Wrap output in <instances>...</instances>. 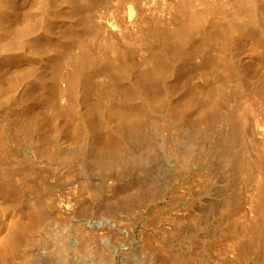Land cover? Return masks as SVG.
Masks as SVG:
<instances>
[{"label": "rangeland", "instance_id": "374dc122", "mask_svg": "<svg viewBox=\"0 0 264 264\" xmlns=\"http://www.w3.org/2000/svg\"><path fill=\"white\" fill-rule=\"evenodd\" d=\"M40 1L41 0H38V2ZM50 1L51 2H49V0L47 1L48 6L50 7L48 8V10L47 3H45L44 0H42V2L44 3H37L36 0H0V5L2 4V29L6 26L8 28L6 30L7 33L6 31L4 33L2 32V38H0V45L2 47V53L0 51V77H2V83H0V87H2L3 90L6 88L12 96L11 100H9L7 104L0 105V147H2L0 156L3 155L0 159H5V156L8 157V159L10 157L9 162L7 161L8 159L2 160L3 163L0 167H2V171L4 172L3 165L6 164L7 167L11 168L12 166L14 167L15 161H18L17 163L20 164L19 167L21 168V170L22 168L23 170H31L28 168H32L33 166L32 169H36V176L39 177L37 178L42 179L40 181L45 184V187L48 188L46 192H41L39 193L40 195H38L34 190L26 187L25 185H22L24 183L19 182L17 179L20 180L23 177L22 172H26L27 170H22L21 174L19 173L20 175H18L17 172L21 171L19 167H17L19 171L16 170V167V169L13 168L16 170L15 172L17 173V175L19 177L21 176V178H19L17 175H14L17 177L15 179V184L17 185V182L19 183L16 188L20 191L23 187H25L23 188V190H26V193H24L23 190L20 191L22 193L18 192L17 190V194L20 195V198L18 195L16 199V196H8L5 191L1 189L3 188L1 186L0 224L3 220L4 223L3 225H0V249L2 250L3 248L1 252H4L3 255L5 254L6 258L1 255L2 253H0V255L2 256V258L0 256V264H264V167H262L264 166V164H262L264 163V157H262L264 156V140H261V142L258 137L257 140L255 138V136L257 135V131H254L256 134L252 132V130L257 128H253L255 126L254 123H256L254 121L255 118H257L255 119L256 121H259L260 123L262 122V124L260 125L264 127V86H262L264 83V38L262 37L264 36V25L261 22H264V0H255V2L254 0H249L254 3L253 6L255 10L252 9V11V3L248 0H244L243 4H241L242 6L239 7H236V4H238L236 0H82L80 4H78L79 0H77V2L75 3L78 4V6L76 4L75 6H73L74 0H69L73 5H71L70 3L67 4L66 2H69L67 0ZM234 2L236 3L235 5ZM257 2L258 4H255ZM245 5L248 7L245 8ZM250 5L252 6L251 8ZM76 6L78 7V9L75 8ZM243 6L245 10H248L249 8L248 14L253 13L254 11V14H250L253 15L252 18H249H251L252 21L262 23L263 26L256 25L255 27L253 24L255 22L252 23V21H250L251 19L248 18L249 15H247L246 21L245 13L247 12H244L245 10L243 9L241 10ZM37 7H39V9H37ZM235 8L238 9L236 10ZM42 9L47 12H44ZM192 13L196 16L202 17V28L200 27V29H198L199 31L196 30L191 33L188 41V44L190 43L189 45L185 43L187 45L186 46L183 43V47L182 44L180 49H185L186 52L185 50H183V53L180 52L179 54V51H176V54L182 57H177V59L180 58L182 60L178 59L177 61V55L172 52L173 50L175 52V49H172V51L169 50L168 54L166 53L167 57L170 56L168 57V59H170L171 62L169 60L168 61L169 63H171V66H173L174 69L170 65L166 64L165 69L162 72L163 74L161 73L162 77L159 78V75H155L156 77L154 76L155 78L154 80H152L154 82L151 83L155 84V80L158 77L157 80L159 81H156L159 82V84L157 83L156 86L152 84L151 91L152 93L155 92L159 94V96H162V98H157L159 96H157V94L155 95L154 93L153 95L156 96L155 99H153V95V98L148 97V99L141 89L139 90V92L136 91V88L140 87L139 83L142 82L141 80L145 76H148V73L150 74V72L148 71V69L150 68L147 69L148 73L145 70L149 65L147 61H149L154 54L158 55L160 47L161 49L165 48V42H163V40L161 42V39H163V37L165 36L164 34L176 30L182 22H185V20L187 22L188 16H192ZM235 13L238 15H236ZM240 13L241 15L239 16ZM32 14L34 17L32 16ZM242 14L245 16H242ZM28 15H31L30 18L26 17ZM129 15L133 16L129 17ZM204 15H206L207 17H205ZM185 16L187 18H185ZM25 18L26 20L28 18L31 21L33 20V24L28 23L29 21H26ZM24 20L28 25H25L26 23ZM82 21L85 22L82 23ZM257 22L255 24H257ZM84 24L87 25L85 26ZM20 25L28 27V31L25 32V36H27L29 33L30 34L25 37L26 39L23 37V41L17 43V41L15 40L16 38L13 39L14 37L12 30L15 29L16 26H18L17 28H20ZM83 25L87 27V31ZM219 25H223V28H221L222 26L220 27ZM242 25L244 26V28ZM22 26L21 28H23ZM29 27L31 28L29 29ZM113 27L115 28L111 29ZM231 27L234 29H231ZM226 28H228L229 31ZM69 31L71 32V34ZM200 31L202 33H200ZM225 31L227 33H225ZM26 33L28 34L26 35ZM84 33L86 36L84 35ZM198 33L200 34V36L198 35ZM212 33L214 34L212 35ZM107 34H109L112 38ZM153 34L155 37L153 36ZM192 34L194 37H192ZM215 34L220 35L219 38H216L218 37V35L215 36ZM74 35L79 39H82L81 36L84 37L82 41H80L81 39L79 40L81 44L78 43L79 41L77 42V44L74 42L78 40L76 37H74ZM120 35H122V37ZM93 36L95 37V39L93 38ZM140 36L141 38L144 37L146 39H141ZM205 36L206 38H208H204ZM211 36H213V38L215 37V42H210L211 40H213ZM9 37L12 38L13 41L12 39H10V42V40L8 39ZM89 37L91 39H89ZM71 38H75V40L68 42V40H72ZM210 38L212 39L210 40ZM6 39L11 44H13L11 45L12 47L10 46V44L5 46V44L7 43ZM217 39H221L222 41H217ZM94 40L98 41L95 42ZM137 40L139 42H137ZM229 40L232 43L229 42ZM117 41H119L120 43ZM200 41L204 42H201L203 43V45H211V48H199L198 46L203 47V45L201 46L199 44ZM66 42H74L75 44L68 45V43ZM82 42L84 43L83 46L88 45L86 46V48L82 47L84 49L83 51H81ZM108 42L111 45L108 44ZM121 42L124 43L125 46L124 44H121ZM148 42L150 45H153L150 46ZM219 42L221 45L219 44ZM118 43L121 45H118ZM161 43L163 47L161 46ZM107 44L110 46H108ZM112 44H114L116 47ZM57 45L60 46V48L57 49ZM104 45L106 47H104ZM215 45H218L216 47V50H214ZM77 46H79V48ZM64 47L67 49L69 47V49H63ZM126 47L128 49H126ZM71 48H73L75 53ZM106 48H110V51L108 49L106 51ZM115 48L116 51H114ZM130 48L133 49L130 50ZM152 48L154 50H152ZM60 49L64 50L65 52ZM49 50L53 51V53L56 52V57V53L52 55ZM202 50L206 55L201 54L203 53ZM87 51L89 52V54ZM111 52L113 54L115 52L116 55H111ZM140 52L142 55H139ZM162 52L163 49L160 52L161 54H159L164 55L165 50L164 53ZM169 52H172V54L169 55ZM46 53L50 54L47 55ZM72 53L74 55H77L78 53L79 54L78 56H76V58L75 56H73L72 58L70 57ZM150 53L152 55H150ZM218 53L221 55H219ZM60 54L62 55V58ZM119 55L123 57L121 58L124 61L121 60ZM218 55L222 60L218 57ZM54 57L55 61H51L50 59H53ZM78 57L79 59H77ZM115 57L116 59L119 58V61L118 59L114 60ZM80 58H83L82 61L85 59L90 62H88L87 65V61L84 60L83 63L85 62V65L82 63L83 65H81L80 67L79 62H82ZM76 60L78 63L76 62ZM142 60L147 61L145 62ZM56 61L58 64H56ZM71 61L74 62L72 63ZM114 61H116L117 63L119 62V64L121 65H117V63ZM209 61L212 62V65L209 63ZM216 61L220 63H217ZM206 65L207 67H205ZM68 66H71L72 68H67ZM74 66H76V68ZM83 66L86 69L83 68ZM107 66L110 68V70L112 68H115V70L113 69L114 72L113 70L109 71V68ZM117 66H120L119 68L123 67L126 71L123 70V68L121 69L122 71H124V73H122L121 69L117 71ZM73 67L76 69V71ZM77 67L81 72L77 71L79 70ZM81 68H83V71ZM71 69L75 72L71 73ZM102 69L104 72L102 71ZM84 70L86 71L84 72ZM167 70H169V72ZM64 71L67 73V75L63 73ZM227 71H231V73H228ZM82 72H84L85 77H82ZM105 72H107L108 74L105 75ZM74 73H77L78 76L82 74L79 77L82 81H78L79 78L75 76ZM225 73H228L227 75H229L228 78L230 80L225 77ZM230 74H232L235 79ZM63 75L65 76L64 78L62 77ZM69 75H71L70 77H72L74 81L77 78L76 80L78 82L76 83V81L74 82L72 80V82L74 83L71 84ZM16 76L20 77L19 83H14L16 84V86L11 88L10 79L15 78ZM67 76L69 77L67 78L69 79V83L66 79ZM140 77L141 80L139 79ZM243 79L246 82H241V80ZM225 81L228 85L225 83ZM222 82L225 83V85H221ZM229 83H232L230 84L232 87L229 85ZM234 83H238L239 85H234ZM257 83L260 84V88H258ZM76 84L79 85L77 86ZM215 84H217V87L219 86L218 89H216L217 87L213 88ZM253 84H256L255 86L257 87L253 86ZM244 85H246L247 87L245 86L244 88ZM72 86L76 90H74V88L72 90ZM114 86L117 89H114ZM239 86L241 88L240 90ZM119 87L121 90H125L121 91ZM208 88L215 90H209ZM255 88H257L258 90L256 91ZM201 89L203 90V94L208 89L212 96L220 94L219 97H228V99H221L216 96L217 98L215 97L214 99L216 100V102L221 104V107L223 109H221V107L219 109L220 111H222L215 113L213 112L215 116L210 113V116L208 115L205 118L207 120L201 118V120L203 119L202 121H200L199 116L200 112L202 111L201 108L202 106H209L211 102L202 99L200 103H193L190 100L194 97L193 94L196 96L198 91L200 92ZM118 90L120 91L119 93ZM126 90L127 94H129V92L132 93L133 96L131 95V97H134L135 95L133 99L129 98V100L133 105L138 107L136 108L139 111L138 115L140 117V120L144 119L141 121V124L143 125L144 121L146 120V123L143 125V127L142 125L140 126V128L144 129L145 132H142L141 129H138L137 131V133L139 132V130L142 132H140L141 136H137L140 134L136 133L131 137V134H129L130 131H125L123 135H121V131L123 130L115 127L114 124L116 123L112 121V118H109L110 115L107 112L111 109V107L113 108L114 104H116L112 102L109 103V101L107 102V99H111V101L113 102H121L122 100L124 101L123 103L121 102V104L118 102V104H116L117 106L115 105L116 107L126 104V99L125 97H123L126 96ZM250 90L252 91V93H250ZM115 91L118 93V95ZM208 91L205 93H208ZM99 92L102 93L99 94ZM3 93L4 92H2V94ZM113 93L114 95H112ZM121 93H123V96L121 95L120 97ZM136 93L139 95L143 94L144 97L142 96L143 98H141V96L139 97V95L136 96ZM224 93L229 94H226L227 97L225 95H221ZM235 93L238 96L235 95ZM201 94L198 95L201 96ZM30 97H35L37 99L39 98L38 100L40 101L42 100L41 105L36 108L33 105H27L26 102L30 99ZM136 98H141L142 102H144V105L146 98L148 100L153 99L151 100L153 102L152 105L146 104L147 106H144L143 103L136 102L137 100H139ZM43 100L45 102H43ZM104 100L109 105L106 104ZM103 101L104 104H101V102ZM135 102L140 105L142 104L144 107H147V109L150 108L151 110L148 109L149 113H145L144 111H147V109L142 111L144 107L141 105L143 108L140 109L141 106L136 105ZM154 102L155 104L153 105ZM166 102L168 103L169 107L166 105ZM97 103H99L100 105ZM111 103L113 105H111ZM164 103L167 107H163ZM219 104L218 106H220ZM225 104L227 107H225ZM91 106L93 107L91 108ZM96 106L99 108L98 112L100 111L101 114L100 112L99 114H97V110H94V108H97ZM105 106L106 110L103 108ZM182 106L184 107V109L189 107L187 108V111L184 110L185 113L183 110V113L180 110L183 109ZM195 106L197 107V109H199L200 106V112L199 110L195 109ZM191 108L193 109V111ZM56 109L66 112H68L67 110L70 109L74 114L71 115L72 112L69 110L71 112L70 116L68 113L67 115L66 113L65 115H63V111H60L62 114L58 113L60 114V116H58V114H56L58 110ZM174 109H176L177 111H175ZM178 109L182 113V116L181 114L179 115V120L178 118L176 119V117H179L177 115ZM140 110L144 113L140 112ZM191 112H193V114ZM92 113H94V116ZM140 113H142L143 116L140 115ZM216 113L220 115H216ZM242 114H244L245 117ZM36 115L41 116V118L39 117V121H42L41 127H44V129L42 128V130L40 131H43V137H45L46 139L44 143L46 145H50V147L48 145L47 147L50 148L54 155L58 154L59 157L62 156L61 158H64L66 155L65 159L67 157L70 159L69 156L71 155L72 157L73 155V159L66 163L60 162L61 164L59 165V162L55 160L47 158H37L36 152L41 146L37 144L38 147L40 146L38 148L36 147L37 145L35 146L34 142L30 143L29 141L24 140V138L22 140L21 138H17V136L20 137V133H18L19 131H17V133H14L17 135L15 136L17 139L16 141L20 143L18 144L17 142H15V144L14 142H12V137L15 134L13 133L11 135V131H9L10 124L12 123L11 119L14 120L16 116H25L30 122V117L34 118L36 117ZM211 115H213L214 117ZM240 115H242L241 117H243L242 120H240L241 117L238 118V116ZM183 116H186V119ZM217 116L221 119L218 118L217 120ZM226 116H229V118H227ZM212 117L215 119H213ZM223 117L224 119H222ZM231 118H233V120ZM259 118H261L262 120H260ZM173 119L177 120L178 123H176ZM228 119L230 122L228 121ZM234 119H238L241 122L237 121L239 123L237 124V122H234ZM182 120L184 122L180 123L179 121ZM93 121L95 122L94 125L99 126L100 128H97L98 130L96 128H91V130L96 129V131L93 130V133H90V136L85 134L84 136L83 134H80V137L82 135L81 138H79V136L75 139L73 138V136L70 137V132L73 128L77 127L81 131V124H86V122H92L93 124ZM226 121L229 122L231 127V122L233 123V125L237 124L240 127L243 123V125L246 126V129L243 127L237 128L238 126L236 125V129L239 130L233 129L232 127L231 131L229 124H225ZM244 122L246 124H244ZM223 124H225L229 129H224L225 125ZM78 126H80L81 128ZM113 126L115 127V129ZM12 129H14V127ZM105 129L107 130V132L109 131L111 137L109 136V134H107ZM103 130L105 131L103 132ZM241 130H243L244 132L248 131L246 135H248L249 140H251L252 142H245L248 140L245 135V138H243L244 142L241 141L243 137V131ZM250 130L254 136L251 135V132H249ZM114 131L116 133L120 132L117 133L119 135L117 136ZM239 131H241L242 136L241 134H239ZM225 132L227 133V135H225ZM104 133L109 137H107ZM99 134H101V136ZM222 136L224 137L222 138ZM225 136L227 137V140H229L228 137L232 138L233 136H239V138H230L231 140L229 141H231L232 143L228 141V145L226 144L227 140ZM103 137L110 138L109 141L113 139L110 142L115 146H111L112 148L117 147L114 150V153L116 152V156L122 155L123 159L119 160L121 156L120 158H118L113 155L114 153H112L110 154L112 156L110 158L112 160V163L110 162V159L107 160V162L109 161V163L105 162L106 165H104V162L100 163V161L97 160L96 155L99 152L100 146L104 142L103 139L101 140V143L99 138L102 139ZM127 137L133 139L135 137L136 139L133 141L132 139L129 140V138ZM125 138L126 141L129 140L131 142L124 141ZM235 139H241V144L245 143L246 146L249 145V156L253 154L252 158L254 156L255 160L256 155L257 159L260 157L263 158H260L261 160L258 159L260 162L263 161L261 163V170L259 167L260 163L257 160V163L255 160L252 162L253 165H251V169H249V172L248 169H246V172L243 170V168L245 169L246 167H242V164L240 162L242 161V159H240V156L243 154H239V152L240 150L244 148L246 149L247 147L242 146L240 148L239 146L241 144H239V141L235 142ZM223 140L225 141V146L222 144L224 142ZM25 141L26 143H24ZM150 141L152 142L149 143ZM3 142H5V144ZM219 142H222V145ZM234 143H238V146ZM44 145L42 143V146ZM118 145L120 146L118 147ZM170 145H173V151H171L172 147ZM218 145L220 147L222 146L223 149L226 147V149H224L225 154L229 151L231 155H233L232 157L228 153L229 156L232 157H230V159L228 158V161L233 168L240 160L237 165L238 169H236L237 167H235V169L229 167L230 165H228L229 162L227 161L226 157L228 155L226 154L225 156V154L223 153L224 150H222V153L224 154L222 155L221 148ZM228 146L231 149L228 150ZM234 148L236 151L238 150L239 157H237L239 160H237V157H235V155L238 154L236 153ZM254 148L255 150L253 151ZM232 149L234 150V153L231 152ZM245 149L240 153H245ZM112 150L111 152H113ZM118 151L120 154L117 153ZM246 153L248 152L246 151ZM125 155L128 156L131 160ZM247 155L242 156V162L244 166H246V161L251 162L254 159H251L250 157L249 160L251 159V161H249L247 159L249 156ZM13 156L17 160L14 159ZM244 156H247V158H245ZM140 158L142 160H140ZM178 160H180V162L183 161L181 163L184 164L181 166L180 162V164H178ZM231 161H233L232 163H237L234 165L231 163ZM96 162L98 163V165ZM254 162L255 164H258V166H256ZM247 164L249 165V163ZM178 165H180L179 167L183 168L179 169ZM227 165L229 168L227 167ZM254 165L257 167L256 170H254ZM71 166L72 168H70ZM73 166H76L75 168L77 170ZM118 166H121L120 169L117 168ZM241 168L243 170L242 172L239 171V169ZM247 168H249V166ZM228 169L229 171H235L234 174L233 171H231L232 173H228V175L233 174L231 175V177L229 175L230 178L226 174V172H228ZM81 170L86 172L85 175ZM251 170H254L253 172L255 174L258 170V174H256V177L255 174L250 176V172H252ZM37 171L40 172V174ZM236 172H238L239 178L236 177ZM67 174L70 177L68 180H66L67 178H65ZM246 174H248L249 176H246ZM32 175L33 174H30L29 177ZM243 175L246 177H244ZM34 176L35 174L32 177ZM36 176L34 177V179L36 178ZM32 177L30 178L33 180ZM44 177L48 179H45ZM87 177L88 180L90 179L89 181L87 180ZM233 178H237V182L235 180H231ZM244 178H247V182L249 179L251 183H249V181V185H245L244 183L246 182V180ZM252 178L253 180H251ZM62 180L64 182H62ZM259 181H262L261 185ZM231 182H234L233 184L237 185H231ZM257 182L259 183L256 184ZM85 184L92 189H84L86 188ZM19 185L21 189H19ZM49 188L53 189L52 192H49ZM87 190H89L90 192ZM32 191L33 194H31ZM2 192L3 194H1ZM27 192L29 194L27 195L28 197L25 195L27 194ZM55 194L60 195V197L59 195H57L59 199L55 196ZM52 195L53 197H56L59 201H61L59 202L57 200L61 204V206H66L69 208L68 215H71L67 217V221L55 224L50 223V221H45L43 226H41L39 231L35 234L31 233L26 235V226H24L23 228L19 227L18 231L20 232H18V234L21 233V239L20 236L19 239L21 240L20 243L22 242L23 244L21 243V246L19 243V246H21H18L20 248L19 249L18 247H16L18 243L17 245L15 243V245L13 244V248L11 246L9 238L17 232L16 227L19 225V223L16 221L20 216L19 211L23 212L25 215V224L32 223L33 210L35 209L33 207V204L40 206L43 202L50 203V201H52L51 198L53 199V197H51ZM1 196H5V198ZM47 197H50V201ZM232 198L234 201L232 200ZM232 202L236 203H234L235 207H233V209V204H231ZM131 208L133 209V211H131ZM228 209L231 212H229ZM229 213L232 214L230 215ZM228 215L233 221H231L230 218L229 220L225 218ZM224 219L225 223L228 220V225L227 223L225 225L223 224ZM231 222H234L235 225H232L235 227L231 228ZM253 224L254 229L251 226ZM256 225L260 231L257 230V227H255ZM227 226L229 227L228 229H226ZM12 227L13 229L15 228V231L12 230ZM248 227L250 228V230ZM21 228L23 229L22 232L20 230ZM223 228L226 230H223ZM255 229L259 232L255 231ZM231 230H235L236 232L231 234ZM247 230L250 231V234L253 232V234L251 235H254L255 233L254 236L250 237L251 240H249L248 236H250V234ZM80 232L85 237L82 243L83 246H81V249L85 250L83 251L85 252V254L81 250L79 254L74 252L75 245L73 244V240L76 233ZM226 233L229 235H227ZM23 234H25L26 236H24ZM235 234L237 235L234 238ZM230 235H233V237H231ZM5 236H8L6 237V239L8 238L7 241L5 239ZM245 240L249 243L247 242L245 243L246 245L243 246L244 242H246ZM239 241L241 243L243 242V244H241ZM6 242L9 243V246H7L6 250H8V248L10 247V249L6 251L8 253H6L4 250L7 245ZM240 244L243 248L239 247L241 246ZM15 247L17 248V250L15 249ZM210 249L211 252L209 251ZM13 250L16 251L13 252ZM7 254H13V257H10L9 255V257H7ZM80 254H83V257ZM2 259H7V261L5 260L4 263H2Z\"/></svg>", "mask_w": 264, "mask_h": 264}, {"label": "bare ground", "instance_id": "6f19581e", "mask_svg": "<svg viewBox=\"0 0 264 264\" xmlns=\"http://www.w3.org/2000/svg\"><path fill=\"white\" fill-rule=\"evenodd\" d=\"M47 1H48V0H44L45 3H47ZM67 1H69V0H67ZM71 1H72V0H71ZM89 1H90V0H89ZM91 1H93V0H91ZM234 1H235V0H234ZM243 1H244V0H236V2H237L238 4H239V3H240V4L238 5V4H236V3L234 2V5L236 4V5H237L236 7L242 6L241 4H243ZM248 1H249V0H248ZM256 1H257V0H256ZM36 2H37V3H40V2H42V0H41L40 2H38V0H36ZM44 2H42V3H44ZM49 2H51V1L49 0ZM75 2H77V0H76V1L74 0V5H73L72 2H70V1H69V2H66V3H67V4L70 3L71 5L75 6V4H76ZM81 2H82V0H81V1L79 0V1H78V4H80ZM249 2H251V1H249ZM254 2H255V0H254ZM93 3H94V2H93ZM251 3H252V4H251ZM251 3H250V4L253 6L254 3H253V2H251ZM78 4H76V5L78 6ZM255 4H258V2L255 3ZM41 5H42V4H41ZM41 5H40V6H41ZM251 5H250V8L252 7ZM37 6H38V5H37ZM43 6H44V4H43ZM47 6H48V3H47ZM47 6H46V7H47ZM77 6H76L75 8L78 9ZM248 6H249V3H248ZM248 6L245 5V8L248 7ZM255 6H257V5H255ZM42 8H43V7H42ZM48 8H50V7L48 6L47 9H48ZM79 8H80V7H79ZM245 8H244V6H243V8H241V10H242V9L245 10ZM11 9H12V8H11ZM37 9H39V7H37ZM40 9H41V8H40ZM128 9H129V8H128ZM235 9H236V8H235ZM237 9H238V8H237ZM237 9H236V10H237ZM252 9L255 10V9H254V6L251 8V11H252ZM42 10H43V9H42ZM44 10H45V8H44ZM44 10H43V11H44ZM48 10H49V9H48ZM132 10H133V8H132ZM13 11H14V9H13ZM127 11H128V10H127ZM248 11H249V8H248V10L246 9V10L244 11V12H247V13H245L246 16L242 14V16H245V17H246V21H247V15H249L248 18H249V17L252 18L253 15H250V14H254V13H255L254 11H253V13H250V12H251V11H250V12H249L250 14H248ZM44 12H47V11H44ZM238 12H239V11H238ZM244 12H243V13H244ZM259 12H260V11H259ZM259 12H258V14H259ZM13 13H14V12H13ZM132 13H133V12H132ZM192 14H193V13H192ZM208 14H209V13H208ZM235 14H236V13H235ZM261 14H262V13H261ZM206 15H207V14H206ZM206 15H204V16L207 17ZM236 15H238V14H236ZM240 15H241V13L239 14V16H240ZM30 16H31V15H30ZM30 16L28 15V16H26V17H29V18H30ZM32 16H33V14H32ZM130 16H133V15H129V17H130ZM256 16H257V15H256ZM33 17H34V16H33ZM245 17H244V18H245ZM29 18H28L27 20H26V18H25V20H26V21H29L28 23L33 24V23H32L33 20L31 21ZM31 18H32V17H31ZM185 18H187V17L185 16ZM251 18H249V19H251ZM257 19H258V18H257ZM25 20H24V21H25ZM89 20H91V19H89ZM132 20H133V19H132ZM242 20H243V18H242ZM253 20H254V19H253ZM259 20H260V19H259ZM26 21H25V23H26L25 25H28ZM85 21H86V20H85ZM85 21H82V23H84ZM250 21H252V19H251ZM260 21H261V20H260ZM34 22H35V21H34ZM91 22H92V21H91ZM179 22H180V21H179ZM179 22H178V24H179ZM253 22L256 23L257 21H252V23H253ZM261 22H262L263 25H264V22H263V21H261ZM23 23H24V22H23ZM235 23H236V22H235ZM248 23H249V20H248ZM255 23H253L255 27H256V25H262V23H260V22H259V23L257 22V24H255ZM108 24H109V23H108ZM202 24H203L202 17H201V16H196V15L193 14V15L190 16V17L188 16L187 22H186V20H185V22H182L181 25H179V27H178L176 30H173L172 32H168V33L164 34V35H165V36L163 35L164 37L162 36L163 39H161V42H162V40H163V42H165V43H164V45H165L164 47H165V48H162V49H163V52H162V53H164V50H165V53H164V55H160V54H161L160 52L162 51V49H161V47H160L161 50L159 49L160 52L158 51V55H155V54L153 53L154 55L150 58V60L148 59L149 61H147V60H142V61H145V62L147 61V62H148V64H149L148 66H149V67L147 66V68H146V69L144 68V69L146 70L147 73H148V71H149L150 74L148 73V76H145L142 80H141V77L139 78L142 82H141V83L138 82L140 87H139V88H138V87L136 88V89H137V90H136L137 92H139V90L141 89V90L144 92V94H145V96H146L147 98H148V97H149V98H150V97H151V98L154 97L153 99H155V97H156L155 95H156L157 93L154 92L155 95H153L154 93H152V91H151V86H152V84H154V83H151V82H154V81H152V80H154V78L156 77L155 75H157V76L159 75V78L162 77V74H163L162 72L164 71L166 64L171 66V63H169L170 59H168V57H170V56H168V57L166 56V55L168 54V51H169V50L172 51V49H175V52H174V50H173L172 52H173L174 54H176V51H177V52L179 51V54H180V52H182L183 50H185V49L182 50V48L180 49V47L182 46V44H183V43H184V44H185V43L188 44V41H189V38H190L191 33H192L193 31H196V30L200 29V27L202 28ZM232 24H233V23H232ZM84 25H85V24H84ZM84 25H83V26H84ZM86 25H87V24H86ZM86 25H85V26H86ZM131 25H133V24H131ZM176 25H177V24H176ZM227 25H228V24H227ZM234 25H235V24H234ZM236 25H237V24H236ZM243 25H245V24H243ZM243 25H242V26H243ZM248 25H249V24H248ZM250 25H251V23H250ZM263 25H262V26H263ZM21 26H22V25H20V28H17L18 26H16V28L12 30V31H13V37H14L13 39L16 38L15 40L17 41V43H18V42L20 43V41H23L22 38H23V37L25 38V37H27V36L30 34V33L28 32L29 34L26 33V35H27V34H28V35L25 36V32L28 31V30H27L28 27H27V26H22L23 28H21ZM85 26H84V27H85ZM95 26H96V24H95ZM152 26H153V25H152ZM219 26H220V25H219ZM221 26H222V27H221ZM221 26H220V27L223 28V25H221ZM225 26H226V25H225ZM225 26H224V27H225ZM237 26H238V25H237ZM237 26H235V27H237ZM242 26H241V27H242ZM262 26H258V27H262ZM24 27H26V28H24ZM81 27H82V25H81ZM91 27H92V26H91ZM93 27H94V26H93ZM102 27H103V25H102ZM106 27H107V26H106ZM115 27H116V26H115ZM115 27H113V28H111V29H114ZM142 27H143V26H142ZM175 27H176V26H175ZM217 27H218V25H217ZM220 27H219V28H220ZM30 28H31V27H29V29H30ZM32 28H33V26H32ZM85 28H86V31H87V27H85ZM99 28H100V27H99ZM143 28H144V27H143ZM159 28H160V27H159ZM239 28H240V27H239ZM243 28H244V26H243ZM7 29H8L7 26L4 27V28L2 29V4H1V5H0V38H2V32L4 33ZM88 29H89V28H88ZM97 29H98V27H97ZM125 29H126V28H125ZM162 29H163V28H162ZM226 29L229 31L228 28H226ZM231 29H234V28L231 27ZM95 30H96V29H95ZM138 30H140V29H138ZM144 30H146V29H144ZM163 30H164V29H163ZM163 30H162V31H163ZM166 30H167V28H166ZM216 30H217V29H216ZM263 30H264V26H263ZM96 31H97V30H96ZM96 31H95V32H96ZM107 31H108V30H107ZM112 31H113V30H112ZM116 31H118V30H116ZM141 31H142V30H141ZM148 31H149V30H148ZM158 31H159V30H158ZM198 31H199V30H198ZM218 31H219V29H218ZM220 31H221V30H220ZM231 31H233V30H231ZM69 32H70V31H69ZM81 32H82V31H81ZM81 32H79V33H81ZM92 32H93V31H92ZM95 32H94V33H95ZM119 32H120V31H119ZM119 32H118V33H119ZM215 32H216V31H215ZM6 33H7V31H6ZM6 33H5V34H6ZM77 33H78V32H77ZM82 33H83V32H82ZM94 33H93V34H94ZM102 33H103V31H102ZM108 33H109V32H108ZM113 33H114V32H113ZM115 33H116V32H115ZM131 33H132V32H131ZM137 33H138V32H137ZM158 33H160V32H158ZM200 33H202V32L200 31ZM205 33H206V32H205ZM216 33H217V32H216ZM223 33H224V32H223ZM223 33H222V34H223ZM225 33H227V32L225 31ZM5 34H4V35H5ZM70 34H71V32H70ZM74 34H75V33H74ZM93 34H92V35H93ZM95 34H96V33H95ZM99 34H100V33H99ZM99 34H98V35H99ZM111 34H112V33H111ZM121 34H122V33H121ZM133 34H134V33H133ZM133 34H132V35H133ZM144 34H146V33H144ZM147 34H148V33H147ZM149 34H150V33H149ZM155 34H156V33H155ZM213 34H214V33H212V35H213ZM218 34H219V33H218ZM218 34H215V36L218 35ZM65 35H66V34H65ZM75 35H76V34H75ZM75 35H74V37H76ZM80 35H81V34H80ZM84 35H85V33H84ZM100 35H101V34H100ZM103 35H104V34H103ZM107 35L110 36L109 34H107ZM123 35H124V34H123ZM126 35H128V34H126ZM130 35H131V34H130ZM157 35H158V34H157ZM160 35H161V34H160ZM160 35H159V36H160ZM195 35H196V34H195ZM198 35L200 36L199 33H198ZM203 35H204V34H203ZM206 35H208V34H206ZM209 35H210V34H209ZM229 35H230V34H229ZM260 35H261V32H260ZM10 36H11V35H10ZM85 36H86V35H85ZM96 36H97V35H96ZM120 36L122 37V35H120ZM135 36H137V35H135ZM141 36H142V35H141ZM141 36H140V38H141ZM144 36H145V35H144ZM153 36H154V34H153ZM219 36H220V35H218V37H216V38H219ZM70 37H71V36H70ZM72 37H73V36H72ZM79 37H80V36H79ZM81 37H82V39L80 38L81 40H80L78 37H76L78 40L74 41L75 38H74V39L71 38L72 40H68V42H69V41H74V42L77 44V42H78L79 40H80V41L83 40L84 37H83V36H81ZM110 37H111V36H110ZM138 37H139V36H138ZM138 37H137V38H138ZM154 37H155V36H154ZM192 37H194L193 34H192ZM211 37L213 38V36H211ZM262 37L264 38V36H262ZM65 38H66V36H65ZM65 38H64V39H65ZM67 38H68V37H67ZM87 38H88V37H87ZM93 38L95 39L94 36H93ZM93 38H92V39H93ZM111 38H112V37H111ZM111 38H110V39H111ZM114 38H115V36H114ZM123 38H124V37H123ZM123 38H122V39H123ZM130 38H131V37H130ZM143 38H144V37H143ZM143 38H141V39H143ZM147 38H148V37H147ZM157 38H158V37H157ZM195 38H196V37H195ZM204 38H206V36H205ZM207 38H208V37H207ZM207 38H206V39H207ZM212 38H210V40H211ZM214 38H215V37H214ZM214 38H213V40H211V41L209 40V41H210V42H213V41H214ZM8 39L10 40V39H12V38L9 37ZM13 39H12V41H13ZM21 39H22V40H21ZM25 39H26V38H25ZM89 39H91V38L89 37ZM89 39H88V40H89ZM107 39H108V37H107ZM120 39H121V38H120ZM125 39H126V38H125ZM138 39H139V38H138ZM144 39H146V38H144ZM152 39H154V38H152ZM6 40H7V39H6ZM86 40H87V39H86ZM101 40H102V39H101ZM116 40H117V39H116ZM198 40H199V39H198ZM219 40L222 41L221 39H219ZM219 40L217 39V41H219ZM233 40H234V39H233ZM80 41L78 42L79 44H81ZM84 41H85V40H84ZM84 41H83V42H84ZM94 41H95V40H94ZM97 41H98V40H97ZM97 41H95V42H97ZM104 41H105V40H104ZM108 41H109V40H108ZM112 41H113V39H112ZM114 41H115V40H114ZM121 41H122V40H121ZM123 41H124V40H123ZM125 41H126V40H125ZM145 41H148V40H145ZM150 41H151V40H150ZM8 42H9V41L7 40V43L5 44V46H7V45H9V44H10V46L13 45V44L10 43L11 40H10L9 43H8ZM68 42H66V43H68ZM74 42H73V43L70 42V43H68V45H69V44H70V45H71V44L74 45V44H75ZM83 42H82V46L80 45V46H81V49H82L81 51L84 50L82 47H85V48H86V46H88V45H86V42H85V45H86V46H83V44H84ZM87 42H89V41H87ZM100 42H101V41H100ZM117 42H119V41H117ZM134 42H135V41H134ZM137 42H139V41L137 40ZM152 42H153V41H152ZM158 42H159V40H158ZM195 42H196V40H195ZM201 42H203V41H200L199 44L202 46L204 42H203V43H201ZM214 42H215V41H214ZM229 42H231V41L229 40ZM13 43H14V42H13ZM62 43H63V42H62ZM62 43H61V44H62ZM98 43H99V42H98ZM119 43H120V42H119ZM119 43H118V45L124 44V43H122V42H121V44H119ZM131 43H132V41H131ZM146 43H147V42H146ZM216 43H217V42H216ZM216 43H215V44H216ZM231 43H232V42H231ZM0 44H1V43H0ZM22 44H23V43H22ZM58 44H59V42H58ZM108 44H110V43L108 42ZM108 44H107V45H108ZM148 44H149V42H148ZM154 44H156V43H154ZM184 44H183V47H184ZM189 44H190V43H189ZM189 44H188V45H189ZM199 44H198V45H199ZM219 44H220V42H219ZM219 44H218V45H219ZM233 44H234V43H233ZM233 44H232V45H233ZM240 44H241V43H240ZM64 45H65V44H64ZM105 45H106V43H105ZM105 45H104V47H106ZM110 45H111V44H110ZM110 45H108V46H110ZM112 45L115 46L114 44H112ZM144 45H146V44H144ZM149 45H150V44H149ZM151 45H153V44H151ZM151 45H150V46H151ZM185 45H186V44H185ZM204 45H205V46H204ZM204 45H203V47H200V46H198V47H199V48H204V47H205V48H211V45H210V46H209L208 44H204ZM206 45H208V46H206ZM218 45H217V46H218ZM220 45H221V44H220ZM220 45H219V46H220ZM223 45H224V43H223ZM235 45H236V44H235ZM235 45H234V46H235ZM238 45H239V44H238ZM10 46H9V47H10ZM57 46H58V45H57ZM98 46H99V45H98ZM124 46H125V44H124ZM130 46H131V45H130ZM130 46H129V47H130ZM133 46H134V45H133ZM161 46H162V43H161ZM186 46H187V45H186ZM190 46H191V45H190ZM217 46L215 45V49H214V50H216V47H217ZM241 46H242V45H241ZM11 47H12V46H11ZM44 47H45V46H44ZM44 47H43V48H44ZM54 47H55V46H54ZM77 47L79 48V46H77ZM115 47H116V46H115ZM120 47H121V46H120ZM134 47H135V46H134ZM147 47H148V46H147ZM153 47H154V46H153ZM162 47H163V46H162ZM239 47H240V46H239ZM242 47H243V46H242ZM1 48H2V47H1V45H0V51L2 50ZM46 48H47V47H46ZM46 48H45V49H46ZM49 48H50V47H49ZM56 48L58 49V48H60V46H58V47H56ZM98 48H100V47H98ZM139 48H140V47H139ZM145 48H146V47H145ZM185 48H186V47H185ZM47 49H48V48H47ZM63 49H67V48L64 47ZM68 49H69V47H68ZM68 49H67V50H68ZM71 49L73 50V48H71ZM107 49L109 50L110 48H106V51H107ZM126 49H128V48L126 47ZM131 49H133V48H130V50H131ZM150 49H151V48H150ZM176 49H177V50H176ZM179 49H180L181 51H180ZM217 49H218V48H217ZM51 50H52V49H51ZM51 50H49V52H50L52 55L56 53V52L53 53V51H51ZM60 50H62V49H60ZM60 50H59V51H60ZM75 50H76V49H75ZM86 50H87V49H86ZM111 50H113V49H111ZM122 50H123V48H122ZM137 50H138V49H137ZM143 50H144V49H143ZM143 50H142V51H143ZM145 50H146V49H145ZM152 50H154V49L152 48ZM203 50H204V49H203ZM203 50H202L203 53L200 52L201 54H204V53H205ZM62 51H64V50H62ZM73 51H74V50H73ZM103 51H104V49H103ZM106 51H105V52H106ZM109 51H110V50H109ZM114 51H116V48L114 49ZM133 51H134V50H133ZM140 51H141V50H140ZM146 51H147V50H146ZM155 51H156V50H155ZM155 51H154V52H155ZM46 52H47V51H46ZM64 52H65V51H64ZM69 52H70V51H69ZM85 52H86V51H85ZM85 52H84V53H85ZM87 52H88V51H87ZM112 52H113V51H112ZM112 52L110 53L111 55L113 54ZM136 52H137V51H136ZM147 52H148V51H147ZM147 52H146V53H147ZM172 52H169V55L172 54ZM185 52H186V50H185ZM214 52H215V51H214ZM1 53H2V51H1ZM50 53H48V54H50ZM66 53H67V52H66ZM74 53H75V51H74ZM80 53H81V52H80ZM116 53H118V52H116ZM120 53H121V52H120ZM138 53H139V52H138ZM138 53H137V54H138ZM143 53H144V52H143ZM156 53H157V52H156ZM159 53H160V54H159ZM166 53H167V54H166ZM182 53H183V52H182ZM182 53H181V54H182ZM193 53H194V52H193ZM46 54H47V53H46ZM48 54H47V55H48ZM70 54H71V53H70ZM78 54H79V53H78ZM78 54H77V55H74V54L72 53V55H71L70 57L73 58V56H75V58H76V56H78ZM85 54H86V53H85ZM88 54H89V52H88ZM99 54H100V53H99ZM99 54H97V55H99ZM198 54H199V53H198ZM218 54H219V53H218ZM56 55H57V53L55 54V57H56ZM82 55H84V54H82ZM107 55H108V53H107ZM113 55H116L115 52H114ZM132 55H133V54H132ZM134 55H135V54H134ZM139 55H142L141 52H140ZM144 55H145V54H144ZM150 55H152V54L150 53ZM176 55H177V54H176ZM176 55H175V56H176ZM204 55H206V54H204ZM204 55H203V56H204ZM208 55H209V54H208ZM219 55H221V54H219ZM219 55H218V57L221 59V57H220ZM222 55H223V54H222ZM49 56H50V55H49ZM60 56H61V58H62V55H61V54H60ZM80 56H81V55H80ZM172 56H173V55H172ZM55 57H54L53 59L51 58L50 60L53 61V60L55 59ZM58 57H59V56H58ZM65 57H67V56H65ZM84 57H85V56H84ZM106 57H107V56H106ZM117 57H118V55H117ZM119 57L121 58L122 56L119 55ZM177 57H180V56L177 55V56H176V59H177ZM201 57H202V56H201ZM204 57H205V56H204ZM215 57H216V56H215ZM262 57H263V56H262ZM72 58H71V59H72ZM111 58H112V57H111ZM122 58H123V57H122ZM122 58H121V60H123ZM142 58H143V57H142ZM145 58H146V57H145ZM180 58H182V57H180ZM180 58H178V59H180ZM263 58H264V57H263ZM66 59H67V58H66ZM68 59H69V55H68ZM77 59H79V57H78ZM82 59H83V58H82ZM82 59L80 58L81 61H82ZM94 59H95V58H94ZM113 59H114V58H113ZM113 59H112V60H113ZM117 59H118V61H119V58H117ZM117 59H116V57H115L114 60H117ZM146 59H147V58H146ZM178 59H177V61H178ZM56 60H57V59H56ZM64 60H65V59H64ZM80 60H79V61H80ZM84 60H85V59H84ZM84 60H83V61H84ZM168 60H169V61H168ZM173 60H174V59H173ZM180 60H182V59H180ZM180 60H179V61H180ZM215 60H216V58H215ZM218 60H219V59H218ZM221 60H222V59H221ZM221 60H220V61H221ZM54 61H55V60H54ZM60 61H61V59H60ZM74 61H75V60H74ZM74 61H73V62H74ZM83 61H82V62H79L80 67H81V65H83V64L85 65V62L83 63ZM85 61H87V60H85ZM96 61H97V59H96ZM123 61H124V60H123ZM186 61H187V60H186ZM186 61H185V62H186ZM213 61H214V59H213ZM71 62H72V61H71ZM73 62H72V63H73ZM76 62H77V60H76ZM76 62H75V63H76ZM88 62H90V61H87V63H86L87 65H88ZM109 62H110V61H109ZM114 62H116V61H114ZM166 62H168L169 64L166 63ZM170 62H171V61H170ZM174 62H175V61H174ZM216 62H217V61H216ZM77 63H78V62H77ZM82 63H83V64H82ZM103 63H105V62H103ZM116 63H117V62H116ZM116 63H114V64H116ZM183 63H184V61H183ZM188 63H189V62H188ZM209 63L212 65V62H211V61H209ZM209 63H208V64H209ZM217 63H220V62H217ZM217 63H216V65H217ZM56 64H58L57 61H56ZM63 64H64V63H63ZM65 64H67V63H65ZM114 64H113V65H114ZM118 64H119V62L117 63V65H118ZM123 64H124V63H123ZM145 64H146V63H145ZM208 64H207V65H208ZM87 65H86V66H87ZM95 65H96V64H95ZM104 65H105V64H104ZM113 65H112V66H113ZM119 65H121V64H119ZM184 65H186V64H184ZM207 65H206L205 67H207ZM218 65H219V64H218ZM122 66H124V65H122ZM170 66H169V67H170ZM174 66H175V65H174ZM209 66H210V65H209ZM57 67H58V66H57ZM70 67H71V66H70ZM70 67L68 66L67 68H70ZM74 67L76 68V66H74ZM74 67H73V68H74ZM89 67H90V66H89ZM107 67H108V66H107ZM114 67H115V66H114ZM119 67H120V66H119ZM119 67H118V66L116 67V70H117V71L120 70L121 68H123V67H121V68H119ZM171 67L173 68V66H171ZM187 67H189V66H187ZM187 67H185V68H187ZM190 67H192V66H190ZM193 67H194V66H193ZM213 67H214V66H213ZM65 68H66V67H65ZM71 68H72V67H71ZM75 68H74V70L76 71ZM77 68H78V67H77ZM83 68H85V67L83 66ZM83 68H81L82 71H83ZM91 68H92V67H91ZM98 68H99V67H98ZM108 68H109V67H108ZM117 68H118V69H117ZM148 68H150V69H148ZM194 68H195V67H194ZM194 68H193V69H194ZM200 68H201V67H200ZM202 68H203V66H202ZM210 68H211V67H210ZM78 69H79V68H78ZM85 69H86V68H85ZM113 69L115 70V68H112L111 70H113ZM147 69H148V71H147ZM173 69H174V68H173ZM191 69H192V68H191ZM197 69H198V68H197ZM212 69H214V68H212ZM218 69H219V68H218ZM228 69H229V68H228ZM60 70H61V69H60ZM63 70H64V69H63ZM67 70H68V69H67ZM87 70H88V67H87ZM92 70H93V69H92ZM105 70H106V69H105ZM111 70H110V68H109V71H111ZM114 70H113V72H114ZM123 70H125V69L123 68ZM206 70H207V68H206ZM229 70H230V69H229ZM55 71H56V70H55ZM75 71H72V69H71V73H72V72H75ZM77 71H80V69L77 70ZM85 71H86V70H84V72H85ZM96 71H97V70H96ZM99 71H100V70H99ZM102 71H103V69H102ZM106 71H107V70H106ZM117 71H116V72H117ZM121 71H122V69H121ZM125 71H126V70H125ZM165 71H166V70H165ZM167 71L169 72V70H167ZM208 71H209V70H208ZM60 72H61V71H60ZM80 72H81V71H80ZM84 72H82L83 75L81 74L82 77H83V76L85 77ZM88 72H89V71H88ZM103 72H104V71H103ZM119 72H120V71H119ZM171 72H172V70H171ZM219 72H220V71H219ZM227 72H228V71H227ZM55 73H56V72H55ZM58 73H59V72H58ZM63 73H65V74L67 75V73H66L65 71H64ZM90 73H91V72H90ZM90 73H89V74H90ZM109 73H110V72H109ZM120 73H121V72H120ZM122 73H124V71H122ZM157 73H160V74H157ZM161 73H162V74H161ZM165 73H166V72H165ZM228 73H231V71L228 72ZM228 73H225V75H226L225 77H226V78L229 77V75H227ZM65 74H64V75H65ZM69 74H70V72H69ZM76 74H77V73H76ZM76 74L74 73V75L77 76L78 78L81 76V75L78 76V74H77V75H76ZM106 74H108V73L105 72V75H106ZM222 74H224V73H222ZM56 75H57V74H56ZM64 75L62 76L63 78L65 77ZM71 75H73V74H71ZM71 75H69V77H70ZM102 75H103V74H102ZM230 75H232V74H230ZM52 76H53V75H52ZM107 76H108V75H107ZM114 76H115V75H114ZM125 76H126V73H125ZM152 76H153V77H152ZM154 76H155V77H154ZM57 77H58V76H57ZM69 77L67 76L66 79L69 78ZM82 77H81V78H82ZM111 77H113V76H111ZM164 77H165V76H164ZM221 77H222V76H221ZM221 77H220V78H221ZM230 77H231V76H230ZM232 77H233V75H232ZM232 77H231V78H232ZM115 78H116V77H115ZM233 78H234V77H233ZM8 79H9V78H8ZM19 79H20V77H18V76H16L15 78L10 79V84H11L10 87L13 88L14 86H16V84H14V83H19ZM69 79H71V84L74 83L75 81H76V83H77L78 81H82L80 78H79L78 81L76 80L77 78H76V79L74 78L75 81L73 80L72 77H70ZM69 79H67V80H68V83H69ZM139 79H138V80H139ZM157 79H158V77H157ZM157 79H156V80H157ZM228 79H229V78H228ZM234 79H235V78H234ZM234 79H233V80H234ZM236 79H237V78H236ZM72 80H73L74 82H72ZM116 80H117V79H116ZM118 80H119V79H118ZM123 80H124V79H123ZM140 80H139V81H140ZM156 80H155L156 83L154 84V86H156L157 83L159 84V82H157V81H159V80H157V81H156ZM161 80H162V79H161ZM221 80H222V79H221ZM223 80H225V79H223ZM229 80H230V79H229ZM83 81H85V80H83ZM231 81H232V79H231ZM242 81H245V80L243 79V80H241V82H242ZM8 82H9V81H8ZM107 82H108V81H107ZM109 82H110V80H109ZM227 82H228V80H227ZM227 82L225 81L226 84H227ZM229 82H230V81H229ZM245 82H246V81H245ZM0 83H2V77H0ZM12 83H13V84H12ZM79 83H80V82H79ZM225 83L222 82V84H221V83H220V84H221V85H225ZM230 84H232V83H229V85H230ZM240 84H241V83H240ZM243 84H244V83H243ZM247 84H248V83H247ZM249 84H250V82H249ZM249 84H248V85H249ZM69 85H70V84H69ZM76 85H77V84H76ZM78 85H79V84H78ZM78 85H77V86H78ZM216 85H217V84H215V85L213 86V88H216V87H217ZM227 85H228V84H227ZM227 85H226V86H227ZM234 85H239V84H238V83H236V84L234 83ZM241 85H242V84H241ZM241 85H240V86H241ZM255 85H256V84H253V86H255ZM257 85H258V88H260V87H259L260 84L257 83ZM73 86H75V85H73ZM73 86H72V88H71L72 90H73V88H74ZM77 86H76V87H77ZM117 86H118V85H117ZM154 86H153V87H154ZM230 86H231V85H230ZM240 86H239V90L241 89ZM245 86H246V85H244V88H245ZM262 86H264V83H263ZM218 87H219V86H218ZM218 87H217L216 89H218ZM223 87H224V86H223ZM223 87H222V88H223ZM231 87H232V86H231ZM246 87H247V86H246ZM255 87H257V86H255ZM115 88H116V87L114 86V89H115ZM154 88H155V87H154ZM205 88H206V86H205ZM210 88H212V87H210ZM116 89H117V88H116ZM119 89H120V87H119ZM155 89H156V88H155ZM208 89H209V88H208ZM208 89H207V91H208ZM233 89H234V88H233ZM233 89H232V90H233ZM255 89H256V91L258 90L257 88H255ZM74 90H76V89L74 88ZM120 90H121V89H120ZM124 90H125V89H124ZM124 90H121V91H124ZM129 90H130V89H129ZM129 90H128V92H129ZM209 90H215V89H209ZM132 91H134V90H132ZM136 91H135V92H136ZM202 91H203L202 89H201L200 92L198 91L197 95H198V94L200 95ZM204 91H205V89H204ZM207 91H205V92H207ZM234 91H235V90H234ZM241 91H243V90H241ZM2 92H4V93L2 94ZM73 92H74V91H73ZM115 92H116V91H115ZM119 92H120V91L118 90V93H119ZM125 92H126V94H125L126 96H123V95H122L123 93H121V94H120V97H121V95H122L123 97H125V99H126V104H124V105H120V106L116 107V106H117L116 104H118L119 101H117V102L114 101V102H113V101H111V99H110V100L107 99L106 101H107V102L109 101V103H110V102H112V103H116V104H114L113 108L111 107V109H110V106L113 105V104L111 103V105L109 106V109H110V110L107 111V112H108V114L110 115L109 118H112V119H113L112 121H114V122L116 123V124H114L115 127H117V128L120 129V130H123V131H121V132H122L121 135H123V133H124L125 131H130L129 134H131L130 136L132 137L134 134L137 133L138 129H141V128H140V126L142 125V124H141V121L144 120V119L140 120V117H139V115H138V112H139V111H138V109H137L138 107L135 106V105H133V104L130 102V100H129V98H132V99H133V98L135 97V95H134V97H131L132 93L129 92V94H127V90H126ZM205 92H204V94H203V92H202L201 96H199V95H198V96H197V95L195 96V95L193 94L194 97L192 96L193 98L190 99L191 102H193V103H200V101H201L202 99H205V101L208 100V101L211 102L210 105L208 104L209 106H205V107L202 106V108H201L202 111H201V112H200V106H199V109H197V107L195 106V107H196L195 109L199 110V112H200V115L198 114V115L200 116V121H202L203 119H205L210 113L213 114V112H214V113H215V112H219V111H220L219 108L221 107V104H219L218 102H216V100L214 99L216 96L219 97L220 94H219V95H216V96H212V94L210 93V91H208V93H205ZM229 92H231V91H229ZM244 92H245V91H244ZM253 92H254V91H253ZM101 93H102V92H101ZM101 93L99 92V94H101ZM108 93H110V92H108ZM116 93H117V92H116ZM118 93H117V95H118ZM133 93H134V92H133ZM140 93H141V91H140ZM194 93H196V92H194ZM237 93H240V92H237ZM250 93H252L251 90H250ZM95 94H96V93H95ZM103 94H104V93H103ZM103 94H102V95H103ZM134 94H135V93H134ZM191 94H192V92H191ZM226 94H229V93H224V94H221V95H225V96H226ZM232 94H233V93H232ZM36 95H37V94H36ZM96 95H97V94H96ZM112 95H114V93H113ZM138 95H139V94L136 93V96H138ZM152 95H153V97H152ZM235 95H237V94L235 93ZM235 95H234V96H235ZM244 95H245V93H244ZM244 95H243V96H244ZM34 96H35V95H34ZM129 96H130V97H129ZM132 96H133V95H132ZM140 96H141V98L144 97L143 94H142V95H139V97H140ZM142 96H143V97H142ZM157 96H159V94H157ZM237 96H238V95H237ZM11 97H12V96L10 95V93L8 92V90H7L6 88L3 90L2 87H0V105H2V104H7V103L9 102V100H11ZM35 97H36V96H35ZM35 97H30V99L27 100L26 104H27V105L30 104L31 106L33 105L35 108H36V107H39V105H41V101H42V100L40 101V100H38L39 98L37 99V98H35ZM108 97H110V96H108ZM160 97L162 98V96H159V97H157V98H160ZM217 97H216V98H217ZM226 97H227V96H226ZM111 98H112V97H111ZM141 98H140V99H141ZM147 98H146V99L144 98V99H145V105H144V102H142V99L140 100L139 98H136V99H139V100H137L136 102H139V103L141 102V103H143L144 106H147L146 104H151V105H152V102H153V101H151V100H153V99L148 100L149 98H148V99H147ZM161 98H160V99H161ZM188 98H189V97H188ZM219 98L222 99L223 96H222V97H219ZM236 98H237V97H236ZM44 99H45V98H44ZM144 99H143V100H144ZM160 99H159V100H160ZM221 99H220V100H221ZM223 99H228V97H227V98L224 97ZM45 100H46V99H45ZM97 100H98V99H97ZM97 100H96V101H97ZM113 100H114V99H113ZM134 100H135V99H134ZM165 100H166V98H165ZM230 100H231V99H230ZM104 101H105V100H104ZM104 101L101 102V104H102V103L104 104ZM106 101H105V102H106ZM157 101H158V100H157ZM233 101H234V100H233ZM233 101H232V102H233ZM43 102H45V101L43 100ZM98 102H99V101H98ZM107 102H106V104H108ZM121 102L123 103L124 101L122 100ZM121 102H119V103L121 104ZM136 102H135V103H136ZM263 102H264V99H263ZM166 103H167V102H166ZM233 103H234V102H233ZM43 104H44V103H43ZM45 104H46V103H45ZM49 104H50V103H49ZM97 104H99V103H97ZM154 104H155V102L153 103V105H154ZM201 104H202V102H201ZM218 104H219L220 106H218ZM222 104H223V103H222ZM46 105H47V104H46ZM99 105H100V104H99ZM108 105H109V104H108ZM115 105H116V106H115ZM136 105H140V104H137V103H136ZM141 105H142V104H141ZM141 105H140V106H141ZM143 105H142V106H143ZM163 105H164L163 107H167V106H168V103L166 104L167 106H165V103H164ZM198 105H199V104H198ZM44 106H45V105H44ZM48 106H49V105H48ZM97 106H98V105H97ZM97 106H96V107H97ZM134 106H135V107H134ZM142 106L140 107V109H142V108L144 107V106H143V107H142ZM156 106H157V105H156ZM156 106H155V107H156ZM65 107H66V106H65ZM92 107H93V106H91V108H92ZM101 107H102V106H101ZM136 107H137V108H136ZM168 107H169V106H168ZM182 107H183V106H182ZM191 107H192V106H191ZM208 107H209V108H208ZM225 107H227L226 104H225ZM62 108H63V107H62ZM103 108L105 109L106 106L103 107ZM187 108H189V107H187ZM187 108L184 109V107H183V109H180V107H179V109H180L181 111H182V110H183V111H184V110L187 111ZM49 109H50V108H49ZM51 109H52V108H51ZM59 109H60V108H59ZM98 109H99L98 107H97V108H94L95 111L97 110L96 113L98 112ZM145 109H147V107H144L142 111H144ZM148 109L151 110L150 108H148ZM148 109H147V111L145 110L144 112H145V113L148 112ZM179 109H178V112H179V113L177 112V115L179 116V115L181 114V116H182L183 111H182V113H181V111H179ZM191 109H192V108H191ZM218 109H219V110H218ZM221 109H223V108L221 107ZM56 110H58V109H56ZM69 110H70V109L67 110L68 112L63 111V110H60V111H61V112L63 111V112H62L63 115H65V113H66V115H67V113H68L69 116H70V114H71L72 111L70 110V111H71V112H70ZM105 110H106V109H105ZM107 110H108V108H107ZM174 110L177 111L176 109H174ZM189 110H190V109H189ZM216 110H217V111H216ZM52 111H53V110H52ZM52 111H51V112H52ZM60 111L58 110V112H57L56 114L61 113ZM95 111H94V113H95ZM142 111L140 110V112H142ZM192 111H193V109H192ZM221 111H222V110H221ZM221 111H220V112H221ZM53 112H54V111H53ZM99 112H100V111H99ZM99 112H98L97 114H99ZM144 112H142V113H144ZM62 113H61V114H62ZM94 113H92L93 116H94ZM142 113H140V115L143 116ZM148 113H149V112H148ZM148 113H147V114H148ZM184 113H185V111H184ZM191 113L193 114V112H191ZM73 114H74V113L72 112L71 115H73ZM100 114H101V112H100ZM217 114H218V113H216V115H217ZM63 115H62V116H63ZM172 115H173V114H172ZM185 115H186V114H185ZM189 115H191V114H189ZM213 115L215 116V114H213ZM213 115H211V116H213ZM218 115H220V114H218ZM227 115H228V114H227ZM229 115H230V114H229ZM242 115L244 116V114H242ZM242 115L238 116V118H240ZM10 116H11V115H10ZM58 116H60V114H58ZM97 116H98V115H97ZM187 116H188V114H187ZM209 116H210V115H209ZM214 116H213V117H214ZM230 116H231V115H230ZM236 116H237V115H236ZM39 117L41 118V116H38V115H36V117H34V118H33V117H30V119H31L30 122L28 121V119H27L25 116H22V117H17V116H16L14 120L11 119V122H12V123L10 124V127H9V128H10L9 131H11V135H12L14 132L17 133V131H19L18 133H20V137H18V136L14 133L15 135H13V137H12V142H14V143L17 142V141H16L17 139H16L15 136H17V138H19V139L21 138V140L24 138V140H27V141H29L30 143L34 142L35 146H36L37 144L41 146V147L39 146L40 148L38 147V145L36 146V147L39 148L38 151L36 152V157H37V158H40V159H41V158H47V159L55 160V161H58V162H59V165H60L61 163H66V162L70 161L71 159H73V158H72L73 155H72V157H71V155L69 156L70 159H69L68 157H67L68 159H67V158L65 159L66 155H65V157L63 156L64 158H61V157H62L61 154H60L61 157H59L58 154L54 155L53 152L50 150V148L47 147L48 144L46 145V144L44 143V141H45L46 139H45V137H43V133H42L43 131H42V132L40 131V130H42V128L44 129V127H41V123H42V121H39ZM71 117H72V116H71ZM71 117H69V118H71ZM173 117H175V116H173ZM183 117L185 118L186 116H183ZM213 117H212V118H213ZM221 117H222V115H221ZM224 117H225V116H224ZM224 117H223L222 119H224ZM226 117H227V116H226ZM231 117H232V116H231ZM244 117H245V116H244ZM44 118H45V117H44ZM72 118H73V117H72ZM107 118H108V117H107ZM107 118H106V120H107ZM177 118H178V120H179V119H180V116H179V117H176V119H177ZM181 118H182V117H181ZM187 118H188V117H187ZM201 118H203V119L201 120ZM210 118H211V117H210ZM210 118H209V119H210ZM218 118H219V117L217 116V120H218ZM227 118H229V116H228ZM261 118H262V116H261ZM261 118H259V119L262 120ZM42 119H43V117H42ZM174 119H175V118H174ZM174 119H173V120H174ZM185 119H186V118H185ZM213 119H215V118H213ZM219 119H221V118H219ZM231 119L233 120V118H231ZM242 119H243V117H241L240 120H242ZM255 119H257V118H255ZM255 119H254V121H255L256 123H254L255 126H254L253 128H256V127H257V128H256L257 130H256V129H254V130L251 129V130H252L253 133H255V132L257 131V132H256L257 135L255 136V138H256L257 140H258V138L260 139V141H261V140H264V127H263L262 125H260V124H262V122L260 123L259 121H256ZM25 120H26V121H25ZM40 120H41V119H40ZM99 120H100V119H99ZM108 120H109V119H108ZM110 120H111V119H110ZM183 120H184V119H183ZM183 120H182V121H179V122H180V123H181V122H184L185 120H184V121H183ZM205 120H207V119H205ZM235 120H236V119H234V122L240 121V120H238V119H237L236 121H235ZM27 121H28V122H27ZM145 121H146V120H145ZM145 121H144V124L146 123ZM174 121H175L176 123H178L177 120H174ZM222 121H223V120H222ZM228 121H229V119H228ZM228 121H226L225 124H226V123L229 124L230 121H229V122H228ZM245 121H246V119H245ZM26 122H27V124H26ZM46 122H47V120H46ZM106 122H107V121H106ZM240 122H241V121H240ZM28 123H29V124H28ZM88 123H89V124H88ZM88 123L86 122V124H85V123L81 124L80 126H81L82 128H81L80 126H78V127L81 128V131H80L77 127H76L77 129H76V128H73V129L71 130V132H70V137L73 136V138L75 139V138H78V136H79V138H81L82 135H81V137H80V134H83V135L85 134V135H89V136H90V135H91L90 133H93V130L96 131L97 128H100L99 126H95V125H94V124H95L94 121H93V124H92V122H88ZM90 123H91V124H90ZM104 123H105V122H104ZM44 124H45V123H44ZM101 124H102V123H101ZM106 124H107V123H106ZM144 124H143V125H144ZM183 124H184V123H183ZM225 124H223V125H225ZM231 124H232L233 129H236L235 126H236L237 124H239V123L237 122V124L233 125V123L231 122ZM244 124H246V123L244 122ZM12 125H13L14 129H12V128H13ZM42 125H43V124H42ZM82 125H83V126H82ZM104 125H105V124H104ZM143 125H142V127H143ZM221 125H222V124H221ZM242 125H243V123L241 124V127H243V128L246 127L245 125H243V126H242ZM259 125H260L261 127H260ZM263 125H264V124H263ZM27 126H29V127H27ZM43 126H44V125H43ZM145 126H146V125H145ZM237 126H238V125H237ZM101 127H102V126H101ZM113 127H114V126H113ZM115 127H114V129H115ZM229 127H230V129H231V131H232V127L230 126V124H229ZM239 127H240V126H238L237 128H239ZM241 127H240V128H241ZM91 128H96V129H92V130H91ZM225 128H227L226 125H225L224 129H225ZM75 129H76V130H75ZM112 129H113V128H112ZM227 129H229V128H227ZM245 129H246V128H245ZM245 129H244V131H245ZM97 130H98V129H97ZM105 130H106V129H105ZM105 130H103V132H104ZM141 130H142V132L144 131V129H141ZM236 130H239V129H236ZM236 130H235V131H236ZM251 130H250L249 132H251ZM222 131H223V130H222ZM225 131H226V130H225ZM241 131H243V130H241ZM241 131H239V134H241ZM244 131L242 132V133H243L242 140H241V139H240V140H241L242 142H244V141H243V138H245V137H244V135H245V136L247 137V139H248V140L245 139V140H247V141H245V142H250L251 140H249L248 135H246V133H247L248 131H247V130H246L247 132H244ZM254 131H255V132H254ZM106 132H107V130H106ZM110 132H112V131H110ZM140 132H141V131L139 130V132H138L137 134H140V135H137V136H141V133H142V132H141V133H140ZM144 132H145V131H144ZM229 132H230V130H229ZM252 132H251V135H253ZM114 133H116V132L114 131ZM117 133H120V132H117ZM117 133H116V134H117ZM221 133H222V132H221ZM225 133H226V132H225ZM256 133H255V134H256ZM97 134H98V133H97ZM104 134H105V133H104ZM107 134H109V131L107 132ZM129 134H128V135H129ZM249 134H250V133H249ZM85 135H84V136H85ZM99 135L101 136V134H99ZM105 135H106V134H105ZM118 135H119V134H117V136H118ZM220 135H221V134H220ZM225 135H227V133H226ZM251 135H250V136H251ZM95 136H96V135H95ZM100 136H99V137H100ZM103 136H104V135H103ZM106 136H107V135H106ZM109 136L111 137L110 134H109ZM109 136H107V137H109ZM113 136H114V135H113ZM124 136H125V134H124ZM241 136H242V134H241ZM241 136H240V137H241ZM253 136H254V135H253ZM253 136H252V137H253ZM86 137H87V136H86ZM97 137H98V136H97ZM104 137H105V136H104ZM104 137H103L102 139L99 138L100 141L104 139V140H103L104 142H103V144L100 146L99 152H98L97 155H96V158H97L98 161H100V163H101V162H104V163L107 162V160H109V159L112 157L110 154L114 153V150L117 148V147H115V148L113 147L114 149L112 148V146H115L114 144H112V143L110 142V141H112L113 139L109 141L110 138H107V137L104 138ZM122 137H123V136H122ZM122 137H121V138H122ZM143 137H144V136H143ZM220 137H221V136H220ZM223 137H224V136H222V138H223ZM233 137H234V136H233ZM233 137H232V138L230 137V138H231V139H234V138H236L237 136L234 137V138H233ZM257 137H258V138H257ZM123 138H124V137H123ZM123 138H122V139H123ZM127 138H129V140L132 139L133 141L136 139L135 137H134V139H133V138H130V137H127ZM138 138H139V137H138ZM140 138H141V137H140ZM217 138H218V137H217ZM225 138H226V140H227V137H226V136H225ZM230 138L228 137L229 140H231ZM237 138H239V136H238ZM237 138H236V139H237ZM253 138H254V137H253ZM253 138H251V139H253ZM255 138H254V139H255ZM3 139H4V138H3ZM236 139H235L234 141H235V142L239 141V144H241V143H240L241 141H240L239 139H238V140H236ZM4 140H5V139H4ZM129 140H127V141H129ZM224 140H225V139H224ZM224 140H223V141H224ZM229 140L226 141V144H228V145H229V142H231V141H229ZM19 141H20V140H19ZM114 141H115V138H114ZM121 141H123V140H121ZM124 141H126V138L124 139ZM127 141H126V142H127ZM217 141H218V140H217ZM228 141H229V142H228ZM234 141H233V142H234ZM22 142H23V141H22ZM22 142H21V143H22ZM29 142H28V143H29ZM129 142H131V141H129ZM151 142H152V141H150L149 143H151ZM227 142H228V143H227ZM251 142H252V141H251ZM261 142H262V141H261ZM3 143L5 144V142H3ZM17 143H18V142H17ZM19 143H20V142H19ZM19 143H18V144H19ZM24 143H26V141H25ZM42 143H43V145H44V144H45V145L42 146ZM47 143H48V142H47ZM101 143H102V141H101ZM101 143H100V144H101ZM121 143H122V142H121ZM133 143H134V142H133ZM219 143H220V142H219ZM221 143H222V142H221ZM221 143H220V144H221ZM231 143H232V142H231ZM15 144H16V143H15ZM220 144H219V145H220ZM222 144L225 146V145H226V144H225V141H224ZM222 144H221V145H222ZM234 144L237 145L238 143H234ZM242 144H243V145H242ZM242 144H241L239 147H240V148H241L242 146L247 147L246 149H245V148H244V149H245L248 153H246V151H245L246 154H245V153H240V152L244 151V149H242V150H240L239 154H243V155H247V154H248L247 156H249V153H250V151H248V149H249L248 146H249V145L246 146L245 143H242ZM244 144H245V145H244ZM248 144H249V143H248ZM251 144H252V143H251ZM111 145H112V146H111ZM128 145H130V144H128ZM128 145H125V146H128ZM146 145H147V144H146ZM219 145H218V146H219ZM232 145H233V144H232ZM1 146H2V145H1ZM48 146L50 147V145H48ZM116 146H117V145H116ZM119 146H120V145H118V147H119ZM123 146H124V145H123ZM170 146H171V145H170ZM170 146H169V147H170ZM237 146H238V145H237ZM251 146H252V145H251ZM171 147H172L171 151H173V149H174V148H173V145H172ZM171 147H170V148H171ZM219 147H220V146H219ZM219 147H217V148H219ZM232 147H233V146H232ZM234 147H236V146H234ZM239 147H238V148H239ZM253 147H254V146H253ZM121 148H122V146H121ZM148 148H149V147H148ZM170 148H169V149H170ZM220 148H221V153H222V150L226 149V147L223 149L222 146H221ZM36 149H37V148H36ZM112 149H113V150H112ZM123 149H124V148H123ZM229 149H231V148H229V146H228V150H229ZM236 149H237V148H236ZM251 149H252V148H251ZM111 150H112L113 152H111ZM228 150H227V151H228ZM234 150H235V148H234ZM234 150L232 149L231 152L234 153ZM249 150H250V149H249ZM254 150H255V148L253 149V151H254ZM116 151H117V150H116ZM235 151H236V150H235ZM0 152H2V147H0ZM126 152H127V151H126ZM129 152H130V151H129ZM117 153H119V151H118ZM123 153H124V152H123ZM170 153H171V152H170ZM223 153L225 154V150H224ZM223 153H222V155H224ZM228 153L231 155V153L228 151V152H226V154H227L228 156H229ZM236 153L238 154V150L236 151ZM236 153H235V154H236ZM115 154H116V152H115L113 155H115ZM119 154H120V153H119ZM119 154H118V155H119ZM121 154H122V153H121ZM226 154H225V156H226ZM239 154H238V155H235V157H237V156L239 157ZM123 155H124V154H123ZM170 155H171V154H170ZM243 155L240 156V159H242V161H243V157H242ZM252 155H253V154H252ZM252 155H250L248 158H247V156H246V157L244 156V157L247 158V159L249 160L250 157H251V159L254 158V156H253V158H252ZM255 155H256V154H255ZM2 156H3V155H1L0 158H1ZM14 156H15V155H14ZM14 156H13V158H14ZM115 156H116V155H115ZM115 156H114V158H115ZM120 156H121V158H120ZM125 156H126V155H125ZM228 156H226V157H227V161H228V158L230 159L231 156L233 157V155H231V156H229V157H228ZM116 157L120 158L119 160L123 159L122 155H119V156H116ZM126 157H128V156H126ZM226 157H224V158H226ZM232 157H231V158H232ZM238 157H237V160H239ZM255 157H256V160H257V161H259L258 159L261 158V157H260V158L257 159V155H256ZM262 157H264V156H262ZM128 158H129V157H128ZM131 158H132V157H131ZM133 158H134V157H133ZM245 158H244V159H245ZM6 159H8V157L5 156V159L2 158V159H0V160L2 161V160H6ZM9 159H10V157H9ZM9 159L7 160L8 162L10 161ZM14 159H16V158H14ZM129 159H130V158H129ZM251 159H250L249 161H251ZM261 159H263V158H261ZM261 159H260V160H261ZM16 160H17V159H16ZM80 160H81V159H80ZM110 160H111V159H110ZM130 160H131V159H130ZM132 160H134V159H132ZM140 160H142V159L140 158ZM254 160H255V158H254L251 162L246 161L247 163H249V165H248L247 163H245L246 166H244V164H243L242 161H240V160H239V161L241 162L242 167H246L245 169L243 168V170L246 172V169H248V172H249V169H251V165H253L252 162H253ZM256 160H255V161H256ZM1 161H0V166H2V163H3V161H2V162H1ZM13 161H14V160H13ZM35 161H36V160H35ZM117 161H118V160H117ZM176 161H177V160H176ZM224 161H226V160H224ZM239 161H238V163H239ZM244 161H245V160H244ZM257 161H256V163H257ZM17 162H18V161H17ZM17 162L15 161V165H18V166H15V165H14V167L12 166L11 168H10V167H7L6 164L3 165V166H4V167H3L4 172L2 171V167H0V170H1L0 172H2V173H0V188H1V186H2L3 188H1V189H3V190L5 191V193H6L8 196H14V197L16 196V197H15L16 199H17V197H18V195H19V194H17V193L20 192V191H22L23 188H25V187H23L22 185H25L26 187H28V188L34 190L35 192H37L38 195H40L39 193H41V192H46V190H47L48 188L45 187V184H43V183L40 181V180H42V179H38L39 177L36 176V175H37V173H35V172H36V169H35V168H34L35 170L32 169L33 166H32V168H28V169H31V170L24 169V170H27V171H28V172H27V171H26V172H27L29 175H30V174H33V175L35 174L36 178L38 177L37 179H36V178L34 179L35 176L32 177V176H33V175H32V176H30V177L33 178V180H32V179L29 177V175L23 170V168H22V170H23L25 173L22 172L21 168L19 167L20 164H18ZM60 162H61V163H60ZM110 162L112 163V160H111ZM179 162H180V160H178V164H180V163L183 162V161H181L180 163H179ZM228 162H229V161H228ZM232 162H233V161H231V163H232ZM262 162H263V161H262ZM262 162L259 161V163H260V165H259L260 170H261V166H262L261 163H262ZM12 163H13V162H12ZM75 163H76V162H75ZM96 163H97V162H96ZM96 163H95V164H96ZM107 163H109V161H108ZM129 163H131V162H129ZM176 163H177V162H176ZM225 163H227V162H225ZM236 163H237V162H236ZM236 163H232V164L235 165ZM238 163H237V165H238ZM102 164H103V163H102ZM114 164H115V163H114ZM183 164H184V163H181L180 165L182 166ZM241 164H240V165H241ZM254 164H255V162H254ZM262 164H264V163H262ZM12 165H13V164H12ZM97 165H98V163H97ZM100 165H101V164H100ZM104 165H106V163H105ZM109 165H110V164H109ZM111 165H112V164H111ZM121 165H122V164H121ZM180 165H178V168H179V169L183 168V167H179ZM228 165H230L229 167H231L232 169H235V167H237V165H236V166L233 168V167L231 166L230 162H229ZM228 165H227V167H228ZM255 165L258 166V164H255ZM255 165H254V166H255ZM101 166H102V165H101ZM225 166H226V165H225ZM248 166H249V168H247ZM254 166H253V167H254ZM256 166H255V169H254V170L257 169ZM15 167H16V168H17V167L20 168L21 171H20V172H17V173H18V175H20L21 172H22V176H23L22 178H21V176L19 177V176L17 175V173L15 172L16 170L19 171L18 168L16 169ZM73 167H74V166H73ZM75 167H76V166H75ZM75 167H74V168H75ZM82 167H84V166H82ZM96 167H97V166H96ZM120 167H121V166H120ZM120 167L118 166L117 168L120 169ZM227 167H225V168H227ZM229 167H228V168H229ZM239 167H240V166H239ZM259 167H258V168H259ZM262 167H264V166H262ZM13 168H15L16 170L13 169ZM70 168H72V166H71ZM70 168H69V169H70ZM117 168H116V169H117ZM231 168H230V169H231ZM75 169H76V168H75ZM98 169H99V168H98ZM126 169H127V167H126ZM236 169H238V167H237ZM76 170H77V169H76ZM76 170H72V171H76ZM243 170H242V168L239 169V171H241V172H242ZM254 170H253V171H254ZM260 170H259V172H260ZM81 171H83V170H81ZM226 171H227V169H226ZM231 171H233V174L235 173L234 170H231ZM231 171H229V169H228V172H226V174L228 175L229 172L232 173ZM251 171H252V170H251ZM253 171H252V172H253ZM37 172H38V171H37ZM78 172H79V171H78ZM83 172H84V171H83ZM252 172H250L251 174H250V173H248V174H250V176L254 175L255 173L253 172V174H252ZM257 172H258V170H257ZM257 172H256V174H258ZM6 173H7V174H6ZM19 173H20V174H19ZM23 173H24V174H23ZM38 173L40 174V172H38ZM71 173H72V172H71ZM85 173H86V172H84V175H85ZM261 173H262V172H261ZM261 173H260V174H261ZM3 174H4V176H3ZM68 174H69V173H68ZM68 174H67V176L65 177V178H67L66 180H68V179L70 178ZM75 174H77V173H75ZM89 174H90V173H89ZM233 174H231V175H233ZM236 174H237L236 177H238V175H239L238 172H236ZM236 174H235V175H236ZM248 174H246V176H249ZM256 174H255V177H256ZM262 174H263V173H262ZM14 175H17L19 178L22 179V180L20 179L21 181H20L19 179H17L19 182H21V183L23 182V183H24V184L21 185L23 188H22V190H20V191L16 188V186H18L19 183L17 182V185L15 184V179H16L17 177L14 176ZM87 175H88V174H87ZM229 175H230V174H229ZM229 175H228V177H229ZM231 175H230V177H231ZM42 176H44V175H42ZM48 176H49V175H48ZM48 176H47V177H48ZM70 176H71V175H70ZM243 176H244V175H243ZM246 176H244V177H246ZM88 177H89V176H88ZM88 177H87V180H88ZM230 177H229V178H230ZM232 177H233V176H232ZM44 178H45V179H48V178H46V177H44ZM44 178H43V181H44ZM90 178H91V176H90ZM234 178H235V177H234ZM234 178L231 179V180H235V181H236L237 178H236V179H234ZM238 178H239V177H238ZM240 178H241V175H240ZM247 178H249V177H247ZM247 178H246V179L244 178V179L246 180V182H247ZM30 179H31V180H30ZM62 179H64V178H62ZM242 179H243V178H242ZM242 179H240V180H242ZM255 179H257V178H255ZM261 179H262V178H261ZM89 180H90V179H89ZM89 180H88V181H89ZM231 180H230V181H231ZM251 180H253V178H252ZM238 181H239V180H238ZM249 181H250V180L248 179V182H249ZM46 182H47V181H46ZM62 182H64V181L62 180ZM66 182H67V181H66ZM70 182H71V181H70ZM70 182H68V183H70ZM236 182H237V181H236ZM236 182H235V183H236ZM244 182H245V181H244ZM246 182L244 183L245 185L248 184V182H247V183H246ZM259 182H260V181H259ZM259 182H257L256 184H258ZM261 182H262V181H261ZM261 182H260V185H261ZM88 183H90V182H88ZM233 183H234V182H233ZM233 183L231 182V185H237V184H233ZM249 183H251V181H250ZM64 184H65V183H64ZM66 184H67V183H66ZM242 184H243V183H242ZM85 185H86V184H85ZM89 185H90V184H89ZM229 185H230V182H229ZM248 185H249V184H248ZM253 185H255V184H253ZM253 185H252V187H253ZM90 186H91V185H90ZM19 187H20V185H19ZM19 187H18V188H19ZM82 187H83V186H82ZM85 187H86V188H84V189H87V188H88L89 190L92 189V188H89V186H87V185H86ZM252 187H251V188H252ZM259 187H260V186H259ZM19 189H21V187H20ZM49 189H50V188H49ZM17 190H18V192H17ZM50 190H51V191H50ZM50 190H49V192H52L53 189H50ZM89 190H87V191H89ZM0 191H1V190H0ZM4 191H3V192H4ZM23 191H24V193H26V192H25L26 190H23ZM81 191H82V190H81ZM3 192H2L1 194H3ZM30 192H31V191H30ZM55 192H56V191H55ZM82 192H83V191H82ZM89 192H90V191H89ZM20 193H22V192H20ZM86 193H87V192H86ZM31 194H33V191H32ZM31 194H30V195H31ZM34 194H35V193H34ZM37 194H36V195H37ZM48 194H49V193H48ZM48 194H47V195H48ZM74 194H75V193H74ZM25 195H26V196L29 195L28 192H27V194H25ZM42 195H43V194H42ZM53 195H54V194H53ZM53 195H52L51 197H53ZM57 195H59V194H55L56 197H58ZM5 196H6V195H5ZM5 196H1V197H4V198H5ZM8 196H7V197H8ZM48 196H49V195H48ZM21 197H22V194H21ZM23 197H24V194H23ZM27 197H28V196H27ZM56 197H53V199L51 198L52 201L49 200L50 197H47L48 200L50 201V203H45V202H43V203H41L40 206H37L36 204H33V207H34L35 209L33 210L32 223H29V224L27 223V224H25V221H24L25 215H24L23 212H21V211L18 210V211L20 212V216L18 217V220L16 221V222L19 223L18 226L16 225V226H17V227H16V228H17V229H16L17 232L14 233V234L11 232L13 235L11 234L12 236L9 238V241H10L12 247L15 245V243H16V245H17V243H18V245L16 246V247H18V246H19V243H20V241H21V240H20V239H21V236H20L21 233L18 234V232H20V231H18V230H19V227H22V228H23L24 226H26V228H25V229H26V232H25V231H24V232H25V234L27 235V234H31V233H32V234H33V233L35 234L36 232H38L39 229L41 228V226H43V224H44L45 221H47V222L50 221V223H54V224H55V223H63V222H66V221H67V219H68L67 217H68L69 215H71V214L68 215V210H69V208L66 207V206H65V207L61 206V204L59 203V202H61V201L58 200L59 197H60V195H59L58 199H57ZM76 197H77V196H76ZM19 198H20V195H19ZM54 198H55V199H54ZM61 198H62V197H61ZM0 199H1V198H0ZM2 199H3V198H2ZM57 200H58L59 202H58ZM232 200H233V198H232ZM24 201H25V199H24ZM233 201H234V200H233ZM46 202H48V201H46ZM229 202H231V201H229ZM30 203H31V202H30ZM32 203H33V202H32ZM141 203H142V202H141ZM234 203H235V202H232V203H231V204H233V205H232V209H233V207H235V204H236V203H235V204H234ZM59 204H60V205H59ZM231 204H230V205H231ZM63 205H64V204H63ZM138 205H139V204H138ZM132 208H133V207H132ZM132 208H131V209H132ZM227 208H228V207H227ZM73 209H74V208H73ZM131 209H130V210H131ZM229 209H230V208H229ZM229 209H228V210H229ZM7 210H8V209H7ZM70 211H71V207H70ZM131 211H133V209H132ZM5 212H7V211H5ZM229 212H231V211L229 210ZM7 213H9V212H7ZM229 214H230V213H229ZM231 214H232V213H231ZM231 214H230V215H231ZM5 216H6V214H5ZM136 216H137V215H136ZM228 216H229V215H228ZM228 216L225 217V218L229 220L230 216H229V217H228ZM15 220H16V219H15ZM228 220H227V221H228ZM230 220H231V218H230ZM227 221H226V223H227ZM231 221H233V220H231ZM14 222H15V221H14ZM3 223H4V220L2 221L1 224L3 225ZM226 223H225V219H224V223H223V224L225 225ZM1 224H0V225H1ZM16 224H17V223H16ZM228 224H229V222L227 223V225H228ZM232 224H234V222H231V226H232L231 228L235 227V226H233ZM234 225H235V224H234ZM251 226L253 227L254 224L251 225ZM2 227H3V226H2ZM14 227H15V225H14ZM255 227H257V225H256ZM22 228L20 229L21 232H22V230H23ZM228 228H229V227L227 226L226 229H228ZM248 228H249V227H248ZM226 229L223 228V230H226ZM253 229H254V227H253ZM253 229H251V230H253ZM12 230L15 231V228L13 229V227H12ZM12 230H10V231H12ZM249 230H250V228H249ZM249 230H247V231H249ZM257 230H259L258 227H257ZM257 230L255 229V231H257ZM10 231H9V232H10ZM14 231H13V232H14ZM231 231H232V232H231ZM231 231H230L231 234L236 232L235 230H234V231L231 230ZM259 231H260V230H259ZM259 231H257V232H259ZM227 232H228V230H227ZM242 232H244V231H242ZM257 232H256V233H257ZM222 233H223V231H222ZM248 233L250 234V231H249ZM9 234H10V233H9ZM25 234H23V235L26 236ZM226 234H227V233H226ZM240 234H241V233H240ZM243 234H244V233H243ZM245 234H246V232H245ZM251 234H253V232H252ZM251 234H250V236H248V237H249V240H251V238H250L251 236H254V235H255V233H254V235H251ZM227 235H229V234H227ZM236 235H237V234L234 235V238H235ZM238 235H239V234H238ZM8 236H9V235H8ZM8 236H5V239H6V237H8ZM19 236H20V239H19ZM24 236H23V237H24ZM230 236H231V235H230ZM239 236H240V235H239ZM231 237H233V235H232ZM237 237H238V236H237ZM237 237H236V238H237ZM84 238H85V237L83 236V234H82L81 232H80V233H76L75 238H74V240H73V242H74L73 244L75 245V247H74V252H75V253H78V254H79L80 250H81L82 252L85 251V250H82V249H81V246H83L82 243H83ZM244 238H245V237H244ZM246 238H247V237H246ZM7 239H8V238H7ZM7 239H6V241H7ZM22 239H23V238H22ZM239 240H240V239H239ZM236 241H237V240H236ZM236 241H235V242H236ZM242 241H243V240H242ZM245 241H246V240H245ZM239 242H240V241H239ZM247 242H248V241L244 242V244H243V242H242V243L240 242V243L243 244V246H245V245H246L245 243H247ZM6 243H7V242H6ZM21 243H22V242H21ZM21 243H20V245H21ZM212 243H213V242H212ZM248 243H249V242H248ZM13 244H14V245H13ZM22 244H23V243H22ZM81 244H82V245H81ZM214 244H215V243H214ZM241 244H240V245H241ZM211 245H212V244H211ZM7 246H9V243H7L6 248H4L5 252L8 251V250L10 249V247H9L8 250H6V249H7ZM21 246H22V245H21ZM21 246H19V247H21ZM4 247H5V246H4ZM12 247H11V248H12ZM16 247H15V249L17 250ZM19 247H18V248H19ZM211 247H212V246H211ZM239 247L243 248L242 245L239 246ZM13 248H14V247H13ZM82 248H84V247H82ZM19 249H20V248H19ZM72 249H73V248H72ZM239 249H240V248H239ZM2 250H3V248H2ZM2 250L0 249V253H2V252H1ZM11 250H12V249H11ZM16 250H13V252L16 251ZM207 250H208V249H207ZM209 251L211 252V249H210ZM11 252H12V251H11ZM11 252H10V253H11ZM13 252H12V253H13ZM3 253H4V252H3ZM3 253H2L1 255L5 257V254L3 255ZM6 253H8V252H6ZM10 253H9V254H10ZM83 253L85 254V252H83ZM208 253H209V252H208ZM9 254H7L6 256H7V257H9V256H10V257H13V256H12L13 254H11V255H9ZM99 254H100V253H99ZM1 255H0V256H1ZM8 255H9V256H8ZM14 255H15V254H14ZM80 255H81V254H80ZM2 256H1V258H2ZM81 256L83 257V254H82ZM5 258H6V257H5ZM7 259H8V258H7ZM7 259H5V260L7 261ZM5 260L2 259V260H1L2 263H4ZM0 263H1V262H0Z\"/></svg>", "mask_w": 264, "mask_h": 264}]
</instances>
